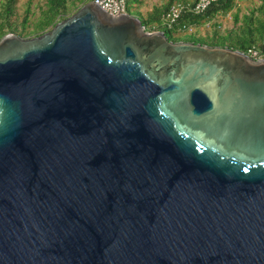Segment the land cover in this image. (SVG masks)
Instances as JSON below:
<instances>
[{
    "label": "water",
    "instance_id": "water-1",
    "mask_svg": "<svg viewBox=\"0 0 264 264\" xmlns=\"http://www.w3.org/2000/svg\"><path fill=\"white\" fill-rule=\"evenodd\" d=\"M0 264H264V60L92 1L5 36Z\"/></svg>",
    "mask_w": 264,
    "mask_h": 264
},
{
    "label": "trees",
    "instance_id": "trees-1",
    "mask_svg": "<svg viewBox=\"0 0 264 264\" xmlns=\"http://www.w3.org/2000/svg\"><path fill=\"white\" fill-rule=\"evenodd\" d=\"M93 0H0V40L9 34L32 38L45 34ZM198 0H166L146 14L144 0H128V12L139 17L148 32H163L174 42H192L241 51H257L264 58V0H221L201 14L192 9ZM184 11L174 22L166 20L174 4ZM230 24L225 25L224 22ZM200 34H203L200 36Z\"/></svg>",
    "mask_w": 264,
    "mask_h": 264
},
{
    "label": "built area",
    "instance_id": "built-area-1",
    "mask_svg": "<svg viewBox=\"0 0 264 264\" xmlns=\"http://www.w3.org/2000/svg\"><path fill=\"white\" fill-rule=\"evenodd\" d=\"M218 1L221 0H198L192 11L195 14H201L213 3ZM93 2L100 6L110 16L119 17L128 14V0H93ZM183 11L184 6L182 4H174L170 8L166 20L171 23L176 22L180 18ZM249 56L257 61L263 60L257 51H252Z\"/></svg>",
    "mask_w": 264,
    "mask_h": 264
},
{
    "label": "crops",
    "instance_id": "crops-1",
    "mask_svg": "<svg viewBox=\"0 0 264 264\" xmlns=\"http://www.w3.org/2000/svg\"><path fill=\"white\" fill-rule=\"evenodd\" d=\"M165 1L166 0H144V2H143L144 6L142 7L141 10H142V12H144L146 14L148 11H151L154 8V6L160 5V4L164 3Z\"/></svg>",
    "mask_w": 264,
    "mask_h": 264
},
{
    "label": "rangeland",
    "instance_id": "rangeland-1",
    "mask_svg": "<svg viewBox=\"0 0 264 264\" xmlns=\"http://www.w3.org/2000/svg\"><path fill=\"white\" fill-rule=\"evenodd\" d=\"M20 1H21V2H20L21 11H23V6H24V4H25L28 0H20ZM37 1H40V0H36V2H37ZM228 21H229V20H227L226 22H224L225 25L230 24ZM201 35H203V34H200V36H201Z\"/></svg>",
    "mask_w": 264,
    "mask_h": 264
},
{
    "label": "clouds",
    "instance_id": "clouds-1",
    "mask_svg": "<svg viewBox=\"0 0 264 264\" xmlns=\"http://www.w3.org/2000/svg\"><path fill=\"white\" fill-rule=\"evenodd\" d=\"M89 2H91V1H89ZM93 2V1H92ZM88 3V2H87ZM128 14H130L129 12H128ZM249 56V55H248ZM263 60H264V58H263Z\"/></svg>",
    "mask_w": 264,
    "mask_h": 264
}]
</instances>
